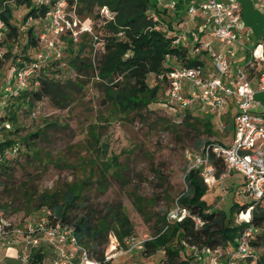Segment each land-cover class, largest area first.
I'll return each mask as SVG.
<instances>
[{
    "label": "rangeland",
    "instance_id": "rangeland-1",
    "mask_svg": "<svg viewBox=\"0 0 264 264\" xmlns=\"http://www.w3.org/2000/svg\"><path fill=\"white\" fill-rule=\"evenodd\" d=\"M245 1L248 0L241 1L242 25L252 29L251 42L253 38L255 41H264V15L254 12L250 2L247 9L246 3H243ZM189 4L182 6V11ZM14 13L13 24L18 27L19 33L15 40L9 39L7 30L1 26L0 44L3 46L0 48V59L3 57L2 53L9 50L12 54L21 55L26 43V30L29 27L33 28L35 35L45 28L44 20L30 19L23 23L24 8L22 7L15 6ZM160 16L161 29L170 35L168 32L173 25L168 23L165 15L160 14ZM89 21L94 35L98 38L103 32V23L93 19ZM174 25L182 36V44L185 42L189 47L187 54L189 60L200 55L194 53L190 46L193 44V39H189V36L192 38L194 33L198 35L201 43H209L210 49L214 50L212 39L204 32L198 33L196 23L186 12L181 13ZM80 46L83 47L81 57L88 58L92 64L97 62L102 46L90 35L80 37L72 46L68 44L66 38L60 40L52 50L47 47L43 49V56H47V59L42 65H47L49 75L67 85L68 102L64 107L58 108L50 100L43 99L40 102H33L32 108L27 112L21 110L17 112L21 139L29 133L43 129L42 136L34 140V149L39 155L35 156L37 160L26 157V152L35 153L27 151L26 148L25 152L12 157L14 160L10 164L9 176L6 180H2L0 186V213L8 218L11 228L15 229L22 230L28 222L41 221L45 218L46 212L30 210L26 205L30 196H37L45 191H61L68 186L79 185L86 181L94 183L101 174V163L114 157L119 164L121 178L116 180L109 177L108 190L104 194L96 191V185L86 184L83 186V197L90 207L98 211H102L106 205L121 203L133 225L132 237L135 241L142 242L152 237L155 231L154 224L186 191L184 176L188 166L192 165L186 158V151H199L205 141L217 143L222 140L226 147L233 143L232 138L226 136L229 135V129L225 131V126H229V112L215 116L204 114L200 109H192L181 112L178 110L177 114H174L163 104L164 98L161 92L159 102L151 104L148 113L145 112L140 117L121 115L112 106H103V86L90 70L80 73L70 66L69 61L72 59L70 50L76 53ZM203 51L205 54L201 56L210 61L208 52ZM30 53L33 51L30 50ZM0 65V84L3 85L16 67L8 68L11 65L10 60H4ZM203 65L207 66V62L203 61ZM154 81L153 76L147 79L150 86ZM29 86L30 90L36 89L35 86L32 88L30 79ZM253 88L257 90L255 83ZM255 100L264 107V92H257ZM255 110L264 109L257 107ZM185 112H190L193 117L200 120L209 116L213 128L212 134H205L201 128L194 125L192 119L189 125L181 124ZM9 123L13 127L12 123ZM48 123L54 125L45 129L44 126ZM199 140L202 141L200 146H198ZM104 147L107 148L106 152H103ZM240 177L235 175L232 180L228 179L224 183L228 192L232 188L234 193H229L223 202H220L223 197L220 184L216 182L208 186L203 201L209 206L210 211L223 212L230 216L229 210L232 204L244 205L251 202L250 199L239 195L237 185L231 182ZM134 195L139 197L137 207L133 202ZM125 242L124 239L123 243L119 244L114 235L110 234L107 244L102 246L105 255L113 256L110 264H161L164 257L162 252L145 257L141 255L140 250L127 252L129 246ZM46 249L49 254L55 252L52 247ZM262 250L264 245L258 248L256 255L260 256ZM52 257H44L42 264H50ZM224 261L223 256L220 262ZM247 261L239 263L254 264Z\"/></svg>",
    "mask_w": 264,
    "mask_h": 264
},
{
    "label": "trees",
    "instance_id": "trees-1",
    "mask_svg": "<svg viewBox=\"0 0 264 264\" xmlns=\"http://www.w3.org/2000/svg\"><path fill=\"white\" fill-rule=\"evenodd\" d=\"M69 3L70 5L75 3V13L80 19H93L103 23V32L97 38V43H101L102 46L97 62L92 64L88 58L81 57L83 47L80 46L76 53L70 50L72 59L69 64L80 73L90 70L103 86V106H112L121 115L140 117L143 113H148V107L159 102V95L166 84V81L159 80V77H165L173 67L203 66L199 57L188 59L187 47L173 44L176 35H169L167 31L161 29L159 20L161 16L157 10L156 0H75V2L70 0ZM15 6L24 8L23 23L30 19L44 20L50 10L48 5L37 6L32 0H0V24L7 30V37L12 40H15L19 33L18 27L13 24ZM103 8L108 11L109 17L100 13ZM40 34L41 31L35 35L33 28L29 27L26 30V43L21 55L12 54L9 50L3 52V57L0 59V64L4 60H10L11 65L8 68L16 67L11 74L16 70L31 68L32 74L29 79L32 88L36 87L30 90L29 86L17 96H5L2 93L3 85L0 84V100L4 101L0 108V117L13 125L11 130L0 133V186L2 180H6L9 176L10 164L14 160L12 157L25 152L26 148L27 151L35 152L33 154L26 152V157L37 160L35 156L39 155L34 149V140L42 136L43 129L29 133L21 139L17 112L20 110L27 112L32 108L33 102H40L43 99L50 100L58 108L64 107L68 102L67 85L49 75L47 65H42L43 61L36 59L42 49ZM82 36L87 34L80 37ZM66 38L68 44L72 46L74 42L68 37L64 36L60 40ZM2 46L0 44V48ZM30 50L33 53H30ZM33 64L37 66L33 67ZM149 76H153L155 80L152 86L147 83ZM183 117L181 124L189 125L192 119L194 125L201 128L205 134H212L213 128L209 116L200 120L193 117L190 112H185ZM51 125L54 124H45L44 128L47 129ZM210 143L205 141L203 146ZM201 144L202 141L199 140L198 146ZM13 147L16 148L15 154L11 151ZM103 150L106 152L107 148L104 147ZM213 164L216 168L215 177L218 178L224 171L223 162L217 159ZM101 167V174L94 183L86 181L79 185L73 184L61 191H45L37 196H30L26 205L30 210L48 212L45 219L52 224L72 226L78 244L87 249L91 257L104 262L105 254L102 246L107 244L110 234L122 244L124 239L133 236V225L121 203L106 205L102 211H98L90 207L83 197L84 185H96V191L104 194L108 190L109 177L116 180L121 178L119 164L114 157L102 162ZM184 184L186 191L175 203L185 208L191 217L197 218L201 225L196 226L188 217L179 223L173 222L166 226L165 213L154 224L155 231L152 237L143 242L141 255L150 257L162 252L164 257L161 264H196L191 248L232 249L236 246L237 239L249 228H253L251 233L253 239L249 244L255 252L264 245V199L253 209L250 224L239 225L236 224L233 214L244 211L250 203L232 204L229 210L230 216H227L223 212L210 211L209 206L203 201L208 186L197 170L187 171ZM229 193H234V190L229 189ZM133 202L137 207L139 202L137 195H134ZM43 259L44 254L40 249L32 253L28 264H42ZM247 260L249 263L264 264V250L260 256L255 254L254 258Z\"/></svg>",
    "mask_w": 264,
    "mask_h": 264
},
{
    "label": "built area",
    "instance_id": "built-area-1",
    "mask_svg": "<svg viewBox=\"0 0 264 264\" xmlns=\"http://www.w3.org/2000/svg\"><path fill=\"white\" fill-rule=\"evenodd\" d=\"M70 0H32L35 5H48L50 10L44 21L45 28L41 31L40 42L42 49L36 56L38 61H45L44 48L54 49L60 38L66 36L76 42L81 35H90L95 41L89 19L82 20L75 13V3ZM75 2V0H73ZM157 2L162 0H156ZM242 0H196L186 8V13L192 21L202 19L198 33L207 32V35L221 46L224 51L210 49L209 43H201L198 35L193 34V51L208 52L210 66L173 67L160 76L165 80L163 90V104L174 114L177 111L200 109L204 114L218 116L222 109L229 106L232 100L236 107L233 119V143L230 147L211 142L199 151H186V158L192 163L187 171L197 170L203 182L212 186L220 184L223 202L229 195L224 183L232 173L243 177L238 187V194L251 200L244 211L235 214L236 224H250L251 213L255 206L264 199V110L256 111L257 107H264L255 100L257 92H264V42L252 47L245 46V62L240 63L237 58L236 46L241 44L240 38L253 36L251 28L243 27L241 21ZM173 2L167 3L165 8H174ZM101 14L109 17L108 11L103 8ZM0 24V28H1ZM181 35H176L173 44L180 45ZM101 45V43H98ZM44 45V47H43ZM59 55V54H58ZM57 55V57H58ZM37 64H33V67ZM32 69L16 70L8 77L2 86L5 96H17L28 88V80ZM256 84L257 90L253 88ZM4 101L0 100V108ZM11 124L0 117V133L11 130ZM16 153V148H12ZM7 157V156H6ZM221 159L224 171L218 178L215 177L214 160ZM48 214V212H46ZM190 217L200 226L201 222L191 217L190 213L177 203L165 215L166 226L173 222H181ZM166 228V227H165ZM253 228H249L237 239L232 249L207 247L191 248L196 264H239L248 258L255 257V250L250 246ZM10 232L20 236L18 259L20 264H28L33 252L39 251L42 246L55 249L50 264H108L113 256L105 255L104 262L91 257L88 250L81 247L70 225L52 224L43 219L38 222H28L24 229L11 228L8 218L0 213V241L6 243ZM131 250H142L143 242L135 241L134 237L125 239ZM42 250V249H41ZM224 256L225 261L220 262Z\"/></svg>",
    "mask_w": 264,
    "mask_h": 264
},
{
    "label": "crops",
    "instance_id": "crops-1",
    "mask_svg": "<svg viewBox=\"0 0 264 264\" xmlns=\"http://www.w3.org/2000/svg\"><path fill=\"white\" fill-rule=\"evenodd\" d=\"M194 1H196V0H162V1L157 2V10L160 12V14L165 15L166 19L168 20V23H171V25H173L172 29H169L170 32H168V33H170L172 35H180V32H178L176 30V27L174 25L175 20L177 18H179V16H181L182 12L183 13L186 12V8H184V10L182 11V9H181L182 6L184 7V5H186L187 3H191V2H194ZM170 2H173L175 4V7L174 8H165V5L167 3H170ZM248 2H250V4L252 5L254 12L260 13L261 15H264V0H248V1L243 2V3H246V8L247 9L249 7V3ZM241 11H243L242 5H241ZM193 22L196 23V29H198L197 26H199L200 22H203V21H202L201 18H196ZM204 33L207 35V32H204ZM189 39H192L191 36H189ZM251 40H252V37L251 38H246L245 35H242L241 38H240L241 44L236 46L237 58H238L240 63H244L245 60H246V58H245V50H244L245 46L252 47L253 45H255L257 43L264 42V41H259V40L255 41V38H253V42H251ZM212 41H213L212 42V46L214 47L215 51H224L225 50V47L221 46L220 44H218L214 40H212ZM182 43H183V39L181 40L180 45H182L184 47H187L189 49V47L186 45L185 42H184V44H182ZM190 46L193 49V44H191ZM202 54H205V52L201 51L200 55H198L199 56L198 59L200 61H202V63H203V61H206L207 62V67L210 66V62L207 61V59L205 57H202L201 56ZM227 111L229 112V120L230 121H229V126L228 125L225 126L226 127L225 131L227 129H229V131H230L229 135H226V136H229V138L231 137L232 141H233V119H234V115L236 114V107H235L234 103H232V100H229V106L225 107V109H223L221 111V113H226ZM219 121L221 122L220 119H219ZM218 143L224 146V143L222 142V140H219ZM231 145L229 144V147ZM235 175H239V174L232 173L229 176L228 179L230 180ZM239 176H241V175H239ZM241 177H240V179H235L234 181H231L232 183L235 182L234 184L237 185L236 188L239 187L242 184V182H243V177L242 178ZM19 241H20V236L16 235V233H14V232L13 233L12 232L9 233V235L7 236L6 243H2L0 241V264H20V261L18 259V253H19V244L18 243H19ZM46 248H47V246H45V245L42 246V248H41L42 252L44 254V257L53 256V254H49L47 252Z\"/></svg>",
    "mask_w": 264,
    "mask_h": 264
}]
</instances>
